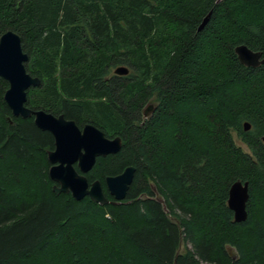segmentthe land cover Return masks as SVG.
<instances>
[{"label":"trees","instance_id":"16d2710c","mask_svg":"<svg viewBox=\"0 0 264 264\" xmlns=\"http://www.w3.org/2000/svg\"><path fill=\"white\" fill-rule=\"evenodd\" d=\"M8 29L41 82L29 108L121 138L89 182L113 200L104 178L135 173L119 203L55 194L53 137L12 114L0 77V264H264V63L234 53L264 56V0H0Z\"/></svg>","mask_w":264,"mask_h":264},{"label":"water","instance_id":"95a60500","mask_svg":"<svg viewBox=\"0 0 264 264\" xmlns=\"http://www.w3.org/2000/svg\"><path fill=\"white\" fill-rule=\"evenodd\" d=\"M220 0H216L218 2ZM210 12L203 17L197 30L207 23ZM238 61L248 67H257L264 63L261 51L250 49L241 43L234 47ZM28 54L23 51L20 35L8 29L0 34V77L8 83L4 92V101L14 116L21 118L32 117L33 123L40 130L48 131L54 139V148L47 152L50 164L48 176L52 191L55 194L66 193L78 201L88 197L91 201L105 205L119 203L127 194L133 181L135 167L129 165L116 175L104 178L107 192L113 198L109 200L104 194L99 180L89 182L86 174L94 166L98 157L115 154L121 149L119 136L107 137L105 133L93 124H85L81 129L76 122L64 115H54L43 109H32L26 105L27 91L40 86V79L31 76L25 68ZM128 68L120 65L114 68L116 75H126ZM147 108V107H146ZM244 129L250 128L244 123ZM264 142V136L262 137ZM249 199L248 181L236 180L228 189L227 205L233 212L235 222H242L247 218V201Z\"/></svg>","mask_w":264,"mask_h":264},{"label":"flooded vegetation","instance_id":"af4514ba","mask_svg":"<svg viewBox=\"0 0 264 264\" xmlns=\"http://www.w3.org/2000/svg\"><path fill=\"white\" fill-rule=\"evenodd\" d=\"M65 117V116H64ZM66 118V117H65ZM68 119V118H67ZM72 120V119H71ZM77 124V123H76ZM87 124V123H86ZM90 124V123H89ZM78 125V124H77ZM85 124H82V125H78V127L81 129L83 126H84ZM54 140V139H53ZM54 142V141H53ZM53 148H54V146H53ZM52 150V149H51ZM49 166H50V164H49ZM49 168V167H48ZM53 182V181H52ZM53 184H54V182H53Z\"/></svg>","mask_w":264,"mask_h":264}]
</instances>
